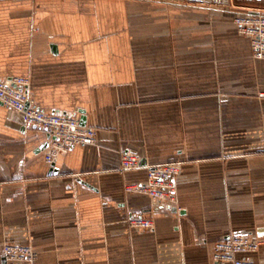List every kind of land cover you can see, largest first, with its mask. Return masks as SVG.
<instances>
[{
	"label": "crops",
	"instance_id": "obj_1",
	"mask_svg": "<svg viewBox=\"0 0 264 264\" xmlns=\"http://www.w3.org/2000/svg\"><path fill=\"white\" fill-rule=\"evenodd\" d=\"M262 11L0 0V80L27 78L36 107L96 130L50 166L47 131L0 103V264L5 243L30 246L33 264H217L214 245L234 236L259 241L240 256L264 264V60L234 23ZM123 153L145 165L122 173ZM162 163L179 164L176 207L126 192ZM139 216L153 228L128 225Z\"/></svg>",
	"mask_w": 264,
	"mask_h": 264
},
{
	"label": "built area",
	"instance_id": "obj_2",
	"mask_svg": "<svg viewBox=\"0 0 264 264\" xmlns=\"http://www.w3.org/2000/svg\"><path fill=\"white\" fill-rule=\"evenodd\" d=\"M238 32L250 39L253 57L264 60V13H243L234 18ZM29 80L24 77H12L0 80V103L21 114L25 127H35L47 131L48 152L45 162L52 166L61 153L77 146L94 145L96 130L81 125L76 116L48 114L40 110L30 99L27 87ZM263 96V94L261 95ZM142 167L140 159L133 153H123L120 171L122 173ZM146 182L141 185H129L126 192L144 193L152 200L168 206L177 205L178 163H162L146 166ZM130 227L153 228V221L144 217L127 219ZM260 242L247 237H229L214 245L212 259L217 264H255L254 261L240 255L257 251ZM5 264H33L38 254L28 245L5 243L3 245Z\"/></svg>",
	"mask_w": 264,
	"mask_h": 264
},
{
	"label": "water",
	"instance_id": "obj_3",
	"mask_svg": "<svg viewBox=\"0 0 264 264\" xmlns=\"http://www.w3.org/2000/svg\"><path fill=\"white\" fill-rule=\"evenodd\" d=\"M85 118L84 117H81L80 119V123L81 125H85V122H84ZM46 146V145H45ZM140 165L143 166L145 165V161L143 159L140 160ZM53 166V165H52ZM50 173H56V169L54 168H51V172Z\"/></svg>",
	"mask_w": 264,
	"mask_h": 264
},
{
	"label": "rangeland",
	"instance_id": "obj_4",
	"mask_svg": "<svg viewBox=\"0 0 264 264\" xmlns=\"http://www.w3.org/2000/svg\"><path fill=\"white\" fill-rule=\"evenodd\" d=\"M262 13H264V11H262Z\"/></svg>",
	"mask_w": 264,
	"mask_h": 264
},
{
	"label": "trees",
	"instance_id": "obj_5",
	"mask_svg": "<svg viewBox=\"0 0 264 264\" xmlns=\"http://www.w3.org/2000/svg\"><path fill=\"white\" fill-rule=\"evenodd\" d=\"M258 3V2H257ZM259 4V3H258Z\"/></svg>",
	"mask_w": 264,
	"mask_h": 264
}]
</instances>
